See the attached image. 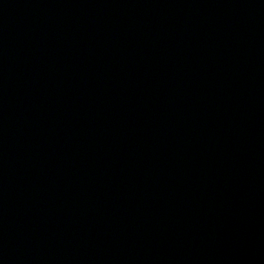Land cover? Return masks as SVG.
I'll return each mask as SVG.
<instances>
[{"label":"water","instance_id":"95a60500","mask_svg":"<svg viewBox=\"0 0 264 264\" xmlns=\"http://www.w3.org/2000/svg\"><path fill=\"white\" fill-rule=\"evenodd\" d=\"M0 264H264V0H0Z\"/></svg>","mask_w":264,"mask_h":264}]
</instances>
